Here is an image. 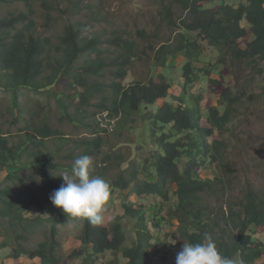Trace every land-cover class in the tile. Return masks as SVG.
<instances>
[{
    "label": "trees",
    "instance_id": "trees-1",
    "mask_svg": "<svg viewBox=\"0 0 264 264\" xmlns=\"http://www.w3.org/2000/svg\"><path fill=\"white\" fill-rule=\"evenodd\" d=\"M35 1L38 0H0V4L22 5L18 14L9 13L0 18V89L12 94L14 121L22 117L17 98L25 90L45 91L54 97L63 117L73 123L82 119L69 114L70 101L78 103L75 111L79 112L91 99L99 100L91 114L93 119L106 113L109 122L118 120L119 129L137 130L138 147L146 146L148 140L153 144L150 156L139 164L115 149L107 152L104 161L109 165L116 161L119 169L110 185L121 190L131 186L130 193L137 199L157 196L164 200L175 187L171 194L176 202L169 216L178 224L169 233L158 231L160 208L154 206L151 215L154 217L149 219L147 207L134 206L127 200L123 204V216L114 218L108 226L93 225L83 217H67L50 200L51 194L65 183L54 171H71L74 160L86 155L89 147L100 148L102 137L74 140L73 145H83L86 150L78 155L68 152L66 157L61 156L62 164L55 153L62 151L64 142L54 153L45 143L55 136L65 142L68 138L62 137L46 120H27L15 142L3 132L0 124V175L4 174L0 180V238L4 237L0 249L12 242L17 249L13 258L25 255L39 264H59L56 226L80 218L82 224L77 239L83 250L77 251V255L82 256L83 264H119L120 258L126 264H149L152 257L176 264V260L171 262L170 256L174 247L170 255L167 253L168 257L159 252L162 236H177L184 245L206 243V234L232 264H256L259 259L264 264V244L251 233L254 228L264 227V194L246 189L236 201L224 196L230 191L224 173L233 170L222 159L223 132L237 111L241 97L227 87L219 95L218 106L205 104L201 108V90L205 88L193 83L197 77L201 83H208V92L215 94V90L222 87L224 69L236 63L251 67L254 77H262L264 81V0H175L185 15L175 21L170 6H166L168 15L163 20L176 29L177 35L157 49L149 44L154 54L150 59L151 73L161 68L167 74L161 72L156 77L151 74L145 81L126 84L122 82L129 79L131 61L139 51L138 41L114 30L115 37L108 42L117 49L116 57H101L98 44L102 42L98 38L84 41L79 30L69 23L54 47L48 38L35 33L32 10ZM46 16L50 18V13ZM153 37L158 39L157 34ZM247 37L245 47L240 48L238 41ZM139 38L145 40L150 35L139 30ZM212 53L214 60H206L205 55ZM179 56L184 59L181 66L184 83L181 90L174 93L169 72ZM108 67L114 70H109L112 77L105 84L100 79ZM218 67L223 69L215 76ZM133 115L140 116L139 128L131 124ZM84 125L87 129L93 128V125ZM97 129L106 132L105 128H96V132ZM209 168V175L201 178L200 170ZM28 170L38 173L44 186L26 185L21 172ZM97 176L106 179L93 164L90 177ZM14 179L20 181L24 191L15 192L7 184ZM221 197L226 202V213L221 210L224 206L219 203ZM210 200L217 206H211ZM31 210L37 211L33 217L27 216ZM123 219L131 227L132 236L126 233ZM45 225H50V235L36 247L27 248L24 245L27 236ZM106 252L116 258L99 262L96 256Z\"/></svg>",
    "mask_w": 264,
    "mask_h": 264
},
{
    "label": "rangeland",
    "instance_id": "rangeland-1",
    "mask_svg": "<svg viewBox=\"0 0 264 264\" xmlns=\"http://www.w3.org/2000/svg\"><path fill=\"white\" fill-rule=\"evenodd\" d=\"M49 6H52V8H49ZM166 6H170L175 21L185 15L181 5L176 3L175 0H164L163 2L162 0H38L33 3L32 10L36 35L48 38L54 47L60 42L59 37L62 36L64 27L69 23L79 30V36L84 41L98 38L102 42L98 44L101 57H110L111 59L116 57L117 49L108 42L115 37L112 35L114 30L123 32L126 36L138 41L136 46L139 51L137 57L131 61L130 71L127 74L129 79L122 82L126 84L137 80L145 81L151 74L152 77H156L161 72L167 74V71L161 68H156L151 73L150 59L154 54L149 49V44H151L152 48L157 49L159 45L173 39L178 33L175 28H170L163 20L168 15ZM21 8L22 5L20 3L0 4V18L8 16L9 13L18 14ZM23 10L25 11V8ZM47 13H50V18L46 16ZM139 30H144L146 34L150 35V38L145 40L139 38ZM154 34L158 35V39H154ZM247 40L248 37L238 41L240 48L245 47ZM213 54L205 55L206 60L213 61ZM183 61L182 56L177 57L175 67L169 72V76L173 80L172 90L174 93L179 92L184 83L181 68ZM244 65L243 63H236L225 68L222 87L218 91L215 90V94L208 92V89H206L208 83H201L197 77H194L193 81L195 86L205 88L201 90L203 98V104L200 105L201 108L205 104L218 106L219 95L227 87L233 88V93L241 97L242 101L238 103L237 111L223 132L224 150L222 151V159L224 162L229 163V168L231 167L233 170L232 173H224V181L227 187L230 188V191L224 196H227L226 199L230 197L234 201L246 189L257 190L264 194V90L262 89L264 81L262 77H254L256 75L251 67ZM222 69L221 67L216 68L217 72L214 75L216 76ZM109 70H114V68H105V75L100 79L105 84H108L112 77ZM242 91L244 95L242 94L241 96ZM249 96H251L250 99L248 98ZM17 99L22 110V117L14 121L15 112L12 108V94L9 91L0 89V124L3 132L10 136L9 138L12 142H15L20 130L26 126L27 120L39 122L46 120L51 128L57 129L62 133V137L68 138L65 139L67 140L65 142L55 136L45 143L49 151L54 153L55 149L59 147L58 145L64 142L65 146L62 151L55 153L57 160L63 164L61 156L66 157L68 152L71 155H78L86 150L83 145H73L74 140L79 142L81 138L92 139L98 135L102 137L100 148L93 150V147H89V151L86 154L92 159L97 170L104 174L105 180L110 186V197L103 206L102 215L104 221L101 225L108 226L114 218L122 217L124 214L123 204L127 200L134 206L147 207L148 214H150L149 219L154 217L151 216L153 215V210H155L154 206L160 208L161 213L157 217L159 228L156 230L163 233L175 230L178 221L169 216V210L170 208L173 210L176 202L175 196L171 194L175 191V187H172L168 198L164 200L157 196H146L142 199H137L133 193H130L131 186L128 189L121 190L110 185V181L118 176L119 169L116 161L111 165L104 161L107 152L115 149L116 152L123 154L125 158H133L139 164L144 158L150 156V149L153 148L151 140H148L146 146L138 147L136 140L139 134L136 133L137 130L129 132L126 129H119L117 126L118 120L109 122L105 115L106 113L100 118L93 119L91 114L95 110V105L99 102L96 99H91L89 105L82 107L79 112L75 111L78 103L70 101L69 114H73V117L78 115V118L82 119L76 123L63 117L62 109L58 106L54 97L48 96L45 91L35 93L25 90L23 93L18 94ZM133 118L134 121L131 124L135 128H139L140 116L133 115ZM84 124L93 125V128L87 129ZM96 128H105L106 132L99 129L96 132ZM118 132H121V135ZM209 172L210 168L200 170V177L205 178L209 175ZM54 174L55 176H61L63 179L62 175L71 174V171L69 169H59L54 171ZM21 176L24 178L26 185L44 186L42 178L34 171L21 172ZM3 178L4 174H1L0 180ZM7 184L15 192L24 191L18 179L10 180ZM210 201L211 206L215 205L212 200ZM219 203H223V205L226 203L225 201L223 202V197L220 198ZM215 210L218 211L219 207H215ZM221 210L226 213V205ZM36 214L37 211L35 210L27 212L29 217H33ZM122 223L126 226V233L130 236L132 232L129 231V228L131 227L127 225L125 219L122 220ZM81 224L82 220L79 218L75 221L69 219L63 224L56 226L55 241L58 248L56 256L61 260L59 264H83L82 256L77 255V251L83 250L80 240L77 239ZM251 233L255 240L264 244V227L254 228ZM49 235L50 225H45L43 229H38L28 235V239L24 240V245L27 248L36 247L38 242L44 241ZM165 237L163 235L161 238L162 247H160L159 252L163 256L168 257L171 247H174L170 255L171 262H173L176 260L177 254L182 250V240L177 236ZM3 240L4 237L1 235L0 241ZM15 247L16 244L11 242L5 248L0 249V264H39L36 259L31 261L25 255L13 258V254L17 250ZM96 257H98L99 262L116 258L110 252ZM96 257L94 256V259ZM119 258L120 256H117V259ZM94 261L93 263H95ZM160 263L167 264L155 257H152L149 262V264ZM119 264H126V262L120 258ZM256 264H262V259H259Z\"/></svg>",
    "mask_w": 264,
    "mask_h": 264
},
{
    "label": "clouds",
    "instance_id": "clouds-1",
    "mask_svg": "<svg viewBox=\"0 0 264 264\" xmlns=\"http://www.w3.org/2000/svg\"><path fill=\"white\" fill-rule=\"evenodd\" d=\"M93 161L87 155L74 160L71 174L62 175L65 183L55 190L50 200L67 217H83L93 225L104 221L103 206L109 200L110 186L99 177H90ZM205 242L185 244L176 256V264H232L217 250L211 236ZM174 244V243H173Z\"/></svg>",
    "mask_w": 264,
    "mask_h": 264
}]
</instances>
